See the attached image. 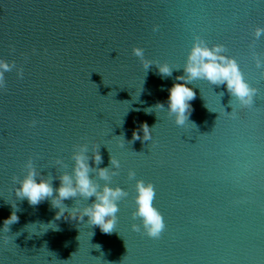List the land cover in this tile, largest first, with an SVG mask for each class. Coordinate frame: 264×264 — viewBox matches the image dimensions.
Wrapping results in <instances>:
<instances>
[{
    "label": "water",
    "instance_id": "obj_1",
    "mask_svg": "<svg viewBox=\"0 0 264 264\" xmlns=\"http://www.w3.org/2000/svg\"><path fill=\"white\" fill-rule=\"evenodd\" d=\"M257 26L264 27V0H0V58L16 65L0 89V264H264V68L253 57L264 54V35L255 39ZM197 35L224 44L257 93L251 107L232 98L233 118L224 85L194 80L189 121L178 126L166 109L168 89L184 74ZM133 46L167 62L171 77L155 64L145 70ZM157 102L165 109H149ZM143 123L151 140L142 139ZM134 131L141 139L133 141ZM78 144L90 157L99 147V167L110 155L120 161L110 183L128 196L110 234L87 217L57 220L48 200L31 206L15 196L12 176L25 174L29 157L42 175L57 177L71 171ZM129 169L154 185L165 222L158 239L131 228L140 220L131 215ZM12 211L19 221L5 232Z\"/></svg>",
    "mask_w": 264,
    "mask_h": 264
},
{
    "label": "clouds",
    "instance_id": "obj_2",
    "mask_svg": "<svg viewBox=\"0 0 264 264\" xmlns=\"http://www.w3.org/2000/svg\"><path fill=\"white\" fill-rule=\"evenodd\" d=\"M158 27V25H154L153 31H157ZM253 35L256 40H259L264 35V27L257 26ZM132 52L140 59L145 70L155 64L162 78L171 77L174 68L167 62L154 63L148 60L145 57L144 49L138 46H133ZM253 57L256 67L264 68V54L254 52ZM14 67H16L14 61L8 62L0 58V89H6L5 73L10 72ZM183 71V75L175 78L178 82H174L168 89L167 97V112L170 116H174L178 126H183L189 121L192 111L190 102L196 98V92L188 85L197 79L207 80L216 86L224 85L231 97L229 100L231 107L232 98H235L241 107H251L254 104L257 89L250 86L245 80L237 60L226 54V47L222 43H214L209 46L202 37L195 36L183 65ZM260 74L264 77V71ZM17 75L20 78L23 77L22 68L17 69ZM219 95L223 96L224 92H220ZM151 108L163 110L165 104L157 102L149 109ZM146 111L150 112L147 109ZM226 113L232 115L233 118L236 117V110L233 107L231 112ZM36 124V120L29 122L30 127H34ZM141 129L143 132L142 139L151 140L149 125L143 123ZM132 139L133 141L141 139L140 133L134 131ZM74 149L71 171H62L57 177L50 174L42 175L34 166L33 159L29 157L24 165L25 174L22 177L12 176L16 185L14 187L15 196L20 200L26 199L31 206H37L48 200L54 209H58L55 215L57 220L65 214L67 217L81 222H84V218L87 217V224L98 226L103 233L110 234L117 223L118 202L128 196V192L124 188L119 185L112 186L110 183L112 177L119 174L120 161L115 156L110 155L109 166L99 167L103 162L99 147H96L91 157L88 154L87 144L74 145ZM90 159L96 167L90 165ZM56 165L67 168L65 162L60 158L56 159ZM92 173H95L99 180L95 179ZM128 177L135 179V171L129 169ZM53 179L60 181L56 188L53 187ZM99 181H104V183L101 184ZM135 193V208L131 215L133 220L138 218L140 223H132L131 228L133 231L140 232L142 226L144 234L153 239H158L165 229V222L160 211L154 206L155 188L153 183L151 181L145 182L143 179H135ZM69 199L74 201L71 207L64 203L65 200ZM89 200L91 203H88ZM81 201L86 203L81 205ZM18 221L19 217L16 211H12L10 216L4 220L3 230L8 232L9 226Z\"/></svg>",
    "mask_w": 264,
    "mask_h": 264
}]
</instances>
